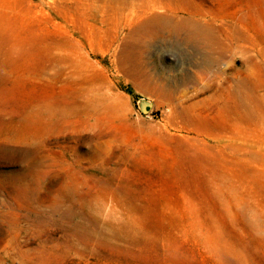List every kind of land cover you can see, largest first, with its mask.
Listing matches in <instances>:
<instances>
[{"label":"rangeland","instance_id":"obj_1","mask_svg":"<svg viewBox=\"0 0 264 264\" xmlns=\"http://www.w3.org/2000/svg\"><path fill=\"white\" fill-rule=\"evenodd\" d=\"M196 1L251 68L160 43L136 84L85 38L80 60L0 44V264H264V0ZM71 3L2 9L26 38L72 30Z\"/></svg>","mask_w":264,"mask_h":264},{"label":"bare ground","instance_id":"obj_2","mask_svg":"<svg viewBox=\"0 0 264 264\" xmlns=\"http://www.w3.org/2000/svg\"><path fill=\"white\" fill-rule=\"evenodd\" d=\"M7 3L8 0H0V44L8 45V43H11V47L13 48H23V55L26 60L38 57L50 60L54 58L53 54L56 48H60L62 51L71 50L73 52L74 50L77 59L80 60L82 59V51L85 49L83 41V38H85L93 51L98 48V51L102 55L114 51L115 56H117V62L120 65V72L127 74L136 84H138L139 78L146 73V68L144 69L141 66L142 63L139 62V59L142 61V56L149 51L151 52V50L160 43L166 46L171 42L170 47L178 51L184 49V47L188 49L191 46L201 51L204 55V64L201 67L203 68L202 74L204 75L213 72L216 68L218 70V66L224 54L231 51L232 53L245 56L248 60L247 65L250 67L254 59L249 53L258 45L250 36L244 37L241 34L232 35L231 38L233 37V41L238 40L246 42V45H248L246 50L238 48V46L233 48L230 41L224 40L220 42L215 30L199 22L204 12H202L201 9L202 4H198L196 0H74V3H71V12L65 17L66 21L71 24L72 30L66 31L58 27L59 30L53 31L51 34H36L34 31H28L29 33L26 38L18 36L17 33L22 31L21 27L28 24L26 23L27 21H22V17L21 22L17 24L12 15L4 14V9L2 8H5L6 5L4 4ZM241 46L242 45H240V47ZM262 53L264 54V52H261V54ZM145 81L147 82L146 79ZM149 85L151 86V84ZM257 88L254 90L255 93L258 90ZM234 91L236 93L237 90ZM229 92H231V90ZM234 96L236 95L233 92L229 94L230 99H235L232 98ZM176 100H178V98ZM236 101L237 102H232L233 105H235L234 108H236L237 111H241V108L239 109L236 105L238 100ZM244 110L245 108L243 111ZM254 111L252 112L254 113Z\"/></svg>","mask_w":264,"mask_h":264}]
</instances>
